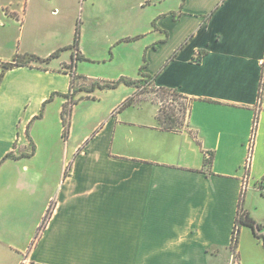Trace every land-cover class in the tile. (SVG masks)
Returning a JSON list of instances; mask_svg holds the SVG:
<instances>
[{
  "label": "crops",
  "instance_id": "crops-1",
  "mask_svg": "<svg viewBox=\"0 0 264 264\" xmlns=\"http://www.w3.org/2000/svg\"><path fill=\"white\" fill-rule=\"evenodd\" d=\"M29 3L50 14V30L59 26L66 33L76 30L82 4L89 14L104 11L106 20L123 18L130 33L125 39L136 38L124 44L144 49L142 63L136 56L137 77L130 79L140 80L145 64L142 73L151 76L152 88L171 89L184 98L186 126L164 130L154 94L135 96L133 87V94L112 103L104 118L69 147L68 138L46 135L45 128L61 118L75 64L45 55L35 57L47 62L4 71L0 264H264L263 241L246 226L235 253L230 250L242 193L243 209L264 234V89L257 104L264 0ZM54 15L61 16L59 21ZM13 52L0 56V74L2 64L22 57ZM18 52L31 55L26 49ZM125 67L115 76L129 77ZM115 76L91 81L112 83L119 79ZM79 80L75 95L87 88ZM130 97L138 99L120 109ZM60 159L70 162L68 169L67 163L57 168Z\"/></svg>",
  "mask_w": 264,
  "mask_h": 264
},
{
  "label": "rangeland",
  "instance_id": "rangeland-1",
  "mask_svg": "<svg viewBox=\"0 0 264 264\" xmlns=\"http://www.w3.org/2000/svg\"><path fill=\"white\" fill-rule=\"evenodd\" d=\"M54 16H56L54 20L59 21L58 17L60 18L61 16ZM49 18L50 14L35 10L32 4L29 3V0H0V56L7 57L11 54V51H14L16 55L23 57L24 54L22 55L18 52L20 48L21 50L26 49V51H28L27 53L31 54L28 56L43 57L46 55L48 59L59 49L61 50L72 46V33L75 28L73 31L67 33L59 26L50 30L47 26ZM75 18L76 25L79 24L80 26L78 48L59 52L57 56L61 57V64L71 65V54L75 55L76 52L80 54L82 59L74 61V70L73 67L68 68H70L71 74L72 72L75 73L73 76L80 78L78 81L79 86L85 85L88 90L85 92H78L72 97L76 107L73 106L68 117L70 129H68L66 139L68 138L69 140V147L77 145L82 135L90 131L93 125L95 126L97 122L104 118L112 103L128 94H133V86L126 87L123 86L122 83L117 85L114 90H107V88L102 90L95 86L90 93L89 89L91 84L97 82L91 80L106 81L107 78L114 77L115 74L118 76V69H121L122 66H126L125 69H122L123 71H127V74H131L129 77L125 78H136L138 74L137 69H135L136 56L139 57V61L142 63L141 53L144 51L140 44H124L126 40L125 36L130 33L128 29L125 28V21H123V18H116V22L109 19L106 20V15L102 10H99L94 15L89 14L88 9L85 10L84 4H82V8L80 7L77 17ZM43 21H45V23ZM40 35L50 36L51 39H41ZM20 37L21 40L19 39ZM70 39V43L65 45ZM3 40H7V45H3ZM142 42L146 43L147 39H143ZM59 43L62 44V48L58 47ZM12 55L14 56V54ZM119 77H117V79ZM85 78L86 82H83ZM114 79L112 80L114 81ZM101 81H98V84H103ZM107 81H110V79ZM149 88L150 85H146L145 89H147V91ZM75 89L74 84L72 86V92L74 91L75 93ZM138 90H141V88H138ZM144 91V94H147V91ZM151 94L153 95V93H149V95ZM66 100L68 101L69 99ZM168 100L169 99L163 100V105L160 103L161 109H163L164 112H173L171 108H174L176 114L181 115V110H177L179 107L177 102L179 100L176 101L174 107L172 105L173 103H168ZM180 101L182 102V100ZM52 106L50 115L53 118L57 113V103ZM58 119V121H56L55 118L53 121H48L45 128L46 135L48 131L49 136L54 138L61 137V129L63 126L62 123L59 122L61 118ZM94 132L92 134H94ZM65 163L67 164L64 165ZM68 164H70L69 161L65 162L60 159L57 163V168L61 169L64 165V170H66L68 169Z\"/></svg>",
  "mask_w": 264,
  "mask_h": 264
},
{
  "label": "trees",
  "instance_id": "trees-1",
  "mask_svg": "<svg viewBox=\"0 0 264 264\" xmlns=\"http://www.w3.org/2000/svg\"><path fill=\"white\" fill-rule=\"evenodd\" d=\"M79 33H80V26L79 24H77L76 26V30L74 33V39H73V44L72 46L65 48V49H59L58 51H56L55 53H53L49 59H53L55 57H58V53L65 51V50H69V49H77L78 48V44H79ZM134 39H126L124 42H129V41H133ZM200 57V53L197 54V59ZM47 59V60H49ZM82 57L80 56V54L78 52H76V54H72L71 55V61H72V65H74V61H78L81 60ZM47 60H40L37 57H33V56H24L22 58L16 56L15 59L13 60L12 63H6V64H2V72L0 74V79L2 78L3 72L8 70V69H14L26 64H29L31 61H42V62H47ZM145 67V64L140 67L139 69V75L141 76V80H132V79H126V78H119L116 82H112V83H103V84H98V83H94L91 84L90 86V93L93 91V87H98L100 89H105L107 88V90H111V89H115L117 87V85H119L120 83H122L124 86L130 87H136V95L135 96H139L145 93L144 90L147 91V89H145L146 85H150V79L151 76H146L145 74L142 73L143 68ZM76 81V77L73 76L71 78L70 81V92L69 94H67V96L65 97L66 99H69L68 101L66 100L63 104V109H62V113H60V117H61V121H62V138H66L67 133H68V129H70V125H69V113H71L73 106H75L76 104L74 103L72 97L75 95L74 91L72 92V86L74 85V82ZM143 84V85H142ZM138 88L141 90H138ZM263 89H264V64L262 67V71H261V76H260V85L258 86V102L257 104L259 105V103H261L262 100V95H263ZM85 91H87L88 89H84ZM146 93H153L155 96V99L153 98V101L156 102L157 104H159V112H158V116H157V120L159 121L161 127L164 130H169V131H174L180 127L186 126L185 124V116L186 114V104L184 102V98L182 96H180L179 94H177L175 91H171V89H165V88H161V89H157L155 90V88H152V86L150 85L149 90ZM138 97H130L128 99H126L123 104L121 105L120 109H125L129 106H131L133 104V102L135 100H137ZM169 99L168 103L172 104L173 107L177 102V104H179V107L177 110H181V115L176 114L175 109L171 108V110L173 112H164L163 109H161L160 107V103L163 105L164 101L163 100ZM182 100V102L180 101ZM67 118V119H66ZM255 126L253 128V132L255 131ZM207 155V154H206ZM205 155V156H206ZM11 158V154L7 155V158ZM211 163V158L207 155V158L205 157V164L206 165H210ZM242 198H243V193H242ZM242 198H240L239 200V205H238V211L235 217V223H234V230H232V236H231V246H230V250L235 253L236 247L238 246V240H239V232L241 230L242 227L249 228L251 229V232L253 233V235L257 238H261L263 241V245H264V234H262L261 230L263 231V227L261 224L256 223L253 219H251L247 213L246 210L243 209L242 207ZM50 212V208H48V210L46 211V214L44 216V220L40 226L43 227L45 222L47 221L48 218V214Z\"/></svg>",
  "mask_w": 264,
  "mask_h": 264
},
{
  "label": "built area",
  "instance_id": "built-area-1",
  "mask_svg": "<svg viewBox=\"0 0 264 264\" xmlns=\"http://www.w3.org/2000/svg\"><path fill=\"white\" fill-rule=\"evenodd\" d=\"M263 64H264V62H263ZM73 75L74 74L72 72L71 78L73 77ZM251 143H252V141H251ZM251 150H252V145L250 144L248 154H247V158H246V162H245V166H244L245 169L250 165V162H251ZM205 157L207 158V155ZM245 185H246V177H244L243 182H242V187L244 189H245ZM23 262H25V261H23Z\"/></svg>",
  "mask_w": 264,
  "mask_h": 264
}]
</instances>
